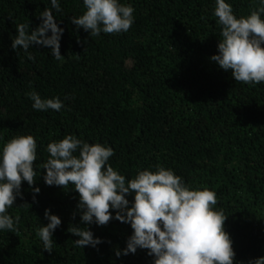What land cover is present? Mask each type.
<instances>
[{
	"label": "trees",
	"instance_id": "1",
	"mask_svg": "<svg viewBox=\"0 0 264 264\" xmlns=\"http://www.w3.org/2000/svg\"><path fill=\"white\" fill-rule=\"evenodd\" d=\"M121 2L135 8L129 31L91 37L71 23L85 10L83 0H60L62 11L53 10L64 29L60 63L47 47L32 45L34 60L11 47L16 25L35 30L50 0H0V144L32 134L36 165L48 159L50 142L74 134L110 145L109 162L129 179L138 170L171 168L192 187L216 192L235 264L264 257V82H237L210 60L221 31L215 0ZM226 2L238 17L259 7L257 0ZM32 91L43 99L59 96L65 107L34 110ZM44 175L39 168L33 186L22 183L23 198L8 210L21 219L18 231H0V264H153L148 250L117 258L115 250L132 235L130 224L82 225L79 194L71 186H48ZM34 187L41 189L36 201ZM46 209L62 221L51 253L36 235L48 223ZM73 226L88 227L105 243L99 250L76 247Z\"/></svg>",
	"mask_w": 264,
	"mask_h": 264
},
{
	"label": "clouds",
	"instance_id": "2",
	"mask_svg": "<svg viewBox=\"0 0 264 264\" xmlns=\"http://www.w3.org/2000/svg\"><path fill=\"white\" fill-rule=\"evenodd\" d=\"M257 3L259 7L250 14L238 17L226 0H215L213 12L221 31L218 54L210 60L230 71L235 81L249 85L264 82V0ZM50 4L38 16L42 23L35 30L29 31L28 23L16 25L11 47L23 49L29 60H34L28 51L32 45L47 47L53 59L63 63L64 29L53 15V10L59 13L62 8L60 0H50ZM83 5L85 10L71 17V23L91 37L127 32L135 22V8L121 0H83ZM27 96L37 111L58 112L65 107L59 96L43 99L36 91ZM37 150V139L32 134L14 136L0 144V231H18L21 218H13L8 210L17 197L23 198L22 183L33 186L37 169L42 168L48 186H71L79 194L77 208L82 225L106 226L112 220L130 224L132 235L123 250H115L117 258L142 249L154 257L153 264H235L233 241L225 229L228 215L216 207V192L209 187L194 188L173 169L160 165L155 171L138 170L129 179L109 162L115 155L110 145L89 143L74 134L50 142L46 162L34 165ZM40 191L39 187L33 188L34 201ZM133 195L130 201L127 197ZM44 217L48 223L37 228L36 235L44 251L51 253L53 234L62 221L51 209L45 210ZM69 230L79 237L74 241L76 247L99 250L98 246L105 243L88 227L73 226ZM247 264H264V257Z\"/></svg>",
	"mask_w": 264,
	"mask_h": 264
}]
</instances>
